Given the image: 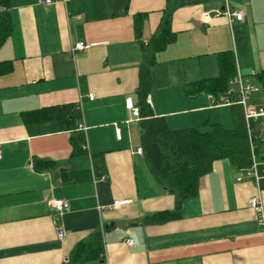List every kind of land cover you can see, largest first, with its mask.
<instances>
[{"label": "crops", "instance_id": "1", "mask_svg": "<svg viewBox=\"0 0 264 264\" xmlns=\"http://www.w3.org/2000/svg\"><path fill=\"white\" fill-rule=\"evenodd\" d=\"M183 2L11 0L0 9L13 28L0 49V264H67L77 244L96 233L104 264H264V231L249 206L258 194L264 205L260 185L237 182L229 160L214 161L197 195L162 221L157 215L176 211L177 198L137 153L143 117L135 119L125 102L139 107L142 68H150V115L173 131L234 128L235 105L226 97L188 94L192 84L219 76L221 53L233 52L251 84L264 71V0ZM228 10L243 12V21L230 23ZM139 14L146 15L140 35ZM166 19L174 40L150 66L148 44ZM81 42L89 48L72 52ZM261 90L250 107H264ZM69 105L81 113L75 129L62 130L56 119L24 120ZM46 162L53 168L35 169ZM53 199L70 205L58 219L64 240ZM114 202L122 204L102 209Z\"/></svg>", "mask_w": 264, "mask_h": 264}, {"label": "trees", "instance_id": "2", "mask_svg": "<svg viewBox=\"0 0 264 264\" xmlns=\"http://www.w3.org/2000/svg\"><path fill=\"white\" fill-rule=\"evenodd\" d=\"M11 0H0V9L8 8ZM201 0H184L183 5L200 3ZM145 14L136 18V30L140 35L144 25ZM12 21L8 11L0 17V49L12 34ZM174 40L171 22L166 19L150 40L148 46L153 55L150 66L155 64V56L163 51ZM10 70V67L7 71ZM237 64L231 51L219 56V76L214 79L201 80L192 84L188 90L189 96L205 93L216 98L226 97L234 101L230 82L236 77ZM137 90L138 106L143 117L141 127V148L154 178L166 190L177 198V210L158 214L164 220L174 219L178 209L187 199L197 195L200 179L212 170V164L217 160H229L238 170L252 166L253 155L259 160L264 159V130L259 122L251 121L249 128L240 105L234 104L233 129L227 130L218 124L211 125L207 131L198 128H187L179 131L170 130L165 119L151 117L147 97L152 90L150 68H142ZM244 77V76H243ZM254 81L261 87L264 100V71L255 74ZM246 78V77H244ZM35 119V120H34ZM56 119L62 130L75 129L81 120V113L72 105L52 107L31 115H25L26 122L46 121ZM71 126V128H69ZM75 138V139H74ZM83 137H73L75 150L81 148ZM46 169L53 168L51 162L36 165ZM262 168V167H261ZM264 189V180L260 183ZM102 235L96 233L92 240L80 242L75 247L67 264H89L92 262L105 263L103 257Z\"/></svg>", "mask_w": 264, "mask_h": 264}, {"label": "built area", "instance_id": "3", "mask_svg": "<svg viewBox=\"0 0 264 264\" xmlns=\"http://www.w3.org/2000/svg\"><path fill=\"white\" fill-rule=\"evenodd\" d=\"M66 2H69L71 0H65ZM42 4H49L52 2V0H40ZM226 15L229 18L230 23H233V21H243L244 13L241 11H230L228 10L226 12ZM208 18V15L205 14V19ZM89 48L84 43H78L75 44L72 48V52L75 51H82ZM231 86V93L234 94V101H230L228 98L225 100V103L227 104H238L242 107L244 112V117L247 123V127L249 128V124L251 121L259 122L261 125L264 126V107L259 108H252L249 105L250 100L260 91V86L256 84H251L246 81V79L239 73H237L236 77L230 82ZM89 98L91 100L94 99V95L90 94ZM126 107L131 112L133 117L135 119L140 117V110L139 107L135 105L132 98L126 99ZM85 130L84 128H82ZM118 137H120V131L117 132ZM83 149H86L85 146H83ZM137 153L142 154V149H138ZM2 157V152L0 150V158ZM262 167V168H261ZM105 180V179H104ZM245 180H252L256 184L260 185L261 181L264 180V159L262 162H258L255 155H253V163L252 166L248 169H241L238 172V176L236 178L237 182H243ZM122 204V202H114L112 205L107 207H102V209H114L119 207ZM50 205L54 208L56 213V219L54 221L55 226L57 227L58 236L61 240L65 239V233L64 231L58 226V219L61 218L66 212L70 205L68 202L64 200H58L53 199L50 201ZM250 208L254 211L256 214V217L258 218L259 224L264 231V205L261 196L258 194L254 197H252L249 201ZM128 245L133 244V240L127 241Z\"/></svg>", "mask_w": 264, "mask_h": 264}, {"label": "water", "instance_id": "4", "mask_svg": "<svg viewBox=\"0 0 264 264\" xmlns=\"http://www.w3.org/2000/svg\"><path fill=\"white\" fill-rule=\"evenodd\" d=\"M149 110H150V113L153 115V111H152L151 107H149Z\"/></svg>", "mask_w": 264, "mask_h": 264}]
</instances>
